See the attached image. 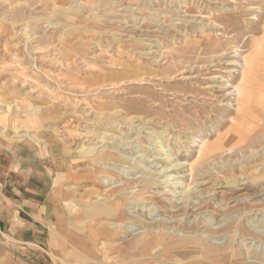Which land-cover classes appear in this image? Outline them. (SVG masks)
<instances>
[{
	"label": "rangeland",
	"instance_id": "rangeland-1",
	"mask_svg": "<svg viewBox=\"0 0 264 264\" xmlns=\"http://www.w3.org/2000/svg\"><path fill=\"white\" fill-rule=\"evenodd\" d=\"M155 1L0 0V264H264L263 196L232 201L245 182L264 193V0ZM156 7L188 35L151 59L128 25L170 33ZM246 56L248 93L227 107L210 85L232 89ZM159 147L198 174L167 212L144 172Z\"/></svg>",
	"mask_w": 264,
	"mask_h": 264
},
{
	"label": "bare ground",
	"instance_id": "bare-ground-1",
	"mask_svg": "<svg viewBox=\"0 0 264 264\" xmlns=\"http://www.w3.org/2000/svg\"><path fill=\"white\" fill-rule=\"evenodd\" d=\"M213 1H215V0H213ZM224 1V0H223ZM228 1V0H227ZM226 1V2H227ZM230 1V0H229ZM80 2V1H79ZM156 2H157V0L155 1V3H153L154 5H156ZM159 2H162V4H164L165 2H166V0H159ZM191 2H194V0L193 1H191ZM81 3V2H80ZM218 3V2H217ZM223 3V2H222ZM225 3V2H224ZM221 4V3H220ZM184 5V4H183ZM21 6V5H20ZM148 7V6H147ZM129 9H131V4L129 3V2H123L121 5H120V10L121 11H128ZM151 10H152V12H164V14L165 15H171V17H172V19H174V22H173V24H172V26L169 28V32L170 33H167V30H168V28H166L165 26H161L160 25V23L159 24H156L155 26H152L151 27V25L149 26V25H147V24H145L144 22H142V23H140V22H137V23H133V24H127L128 25V28H130L131 30H134V31H138L139 33H142V32H147V33H149V34H151V38L150 39H147V40H149L148 42H147V46H146V48H145V51H144V54H148V55H152L151 56V59H153L155 56H153V54L155 53V55H159L158 57H165V56H163L164 55V53H163V51H160V47H162V46H164V45H162V44H159V42L161 41V40H165L166 39V37H170L172 34H173V36L172 37H170L171 39H172V41L174 42V40H179V41H183L184 40V38H186L187 37V35H188V31L187 30H184V26H183V24L185 23V19H184V16H179V15H174L173 13H169V12H167V11H164V10H162L161 8H150ZM162 10V11H161ZM261 11V10H260ZM188 16V15H187ZM201 16V15H200ZM186 17V16H185ZM203 17H205V16H203ZM202 17V19H204ZM187 18V17H186ZM191 18H194V16L193 17H191ZM201 19V18H200ZM187 20H189V19H187ZM195 20V19H194ZM197 20H198V17H197ZM192 21V20H191ZM201 22V21H200ZM193 23V22H192ZM186 24V23H185ZM164 25V24H163ZM186 29H187V27H186ZM190 29V28H189ZM190 31V30H189ZM190 33V32H189ZM168 34V35H167ZM165 35V36H164ZM170 35V36H169ZM194 36H195V32H194ZM35 37V36H34ZM33 37V38H34ZM143 37H145V36H143ZM143 37H140V38H143ZM192 37V36H191ZM37 38V37H36ZM40 38V37H39ZM162 38H165V39H162ZM145 42V41H144ZM158 44H159V46H158ZM155 47V48H154ZM159 47V48H158ZM235 48V47H234ZM163 49V48H162ZM234 50V49H233ZM236 51H237V49H235ZM232 51V50H231ZM236 51H232L233 53H231V62H232V64H237V62H236V59H235V57L237 56V54H239V53H236ZM165 52H167V51H165ZM221 52H223V51H221ZM239 52V51H238ZM157 53V54H156ZM168 53V52H167ZM220 53V52H219ZM100 54H101V52H100ZM99 54V56H101ZM225 54V53H224ZM256 54H258V53H256ZM92 55H94L95 57L98 55V54H92ZM145 55V56H146ZM147 55V56H148ZM169 55V54H168ZM221 55H223V53L221 54ZM226 55V54H225ZM93 56V57H94ZM98 57V56H97ZM150 57V56H149ZM148 57V58H149ZM218 58H219V56H218ZM236 58H238V57H236ZM155 59V58H154ZM165 59V58H164ZM163 59V60H164ZM225 59V58H224ZM221 60H222V58H221ZM155 61V60H154ZM159 61V60H158ZM228 61V60H227ZM230 61V60H229ZM228 61V62H229ZM242 61V60H241ZM157 62V61H156ZM216 62H218V61H216ZM223 62H224V60H223ZM252 60L251 59H249L247 56L246 57H244V61H243V63L241 64V66H242V68H243V70H242V72H241V80L238 82V83H234L235 85H233L232 86V89H230V90H227V88H228V86L230 85L229 84V80H228V78H226V77H228V75H221V77L220 78H217L218 80L213 84V85H210L211 86V88H213V90L216 92V95H214V97H215V99L216 98H218V97H222V103L221 104H223V105H225V106H227V107H234L235 105H238V102H240V100L241 99H245V97H246V95H247V93H248V89H247V87H246V83H243L244 81H245V79H246V76H247V72H246V70L249 68V67H251L252 65ZM162 63V62H161ZM164 63V62H163ZM213 63H215V61L213 62ZM156 64V63H155ZM115 66V65H114ZM217 66V65H216ZM232 66V65H231ZM230 67V66H229ZM241 69V68H240ZM216 70H218V69H216ZM229 71H227V72H225V73H229V72H235L236 70H234V68H233V70L231 69H228ZM181 72V71H180ZM183 72H185V71H183ZM224 72V71H223ZM183 74V73H182ZM237 75H238V72H237ZM158 77H162V76H158ZM215 77V76H214ZM217 77V76H216ZM163 79V78H162ZM167 79V78H166ZM142 81H144L143 80V78L141 79ZM214 80V79H213ZM234 82V81H233ZM229 84V85H228ZM209 85H208V87H210ZM207 87V86H206ZM207 89H209V88H207ZM211 91V90H210ZM211 93V92H210ZM213 94V93H212ZM209 95V94H208ZM211 96V95H210ZM213 96V95H212ZM205 98V97H204ZM211 98V97H210ZM221 99V98H220ZM211 100V99H210ZM214 100V99H213ZM217 101V100H216ZM218 102V101H217ZM226 107V108H227ZM159 124V123H158ZM161 124V123H160ZM159 124V125H160ZM162 124H165V126H168L167 124H166V121H165V123H162ZM170 124V123H169ZM170 126V125H169ZM188 126H190V125H188ZM213 127V126H212ZM215 127V126H214ZM166 128V127H165ZM168 129H169V127H167ZM172 128H173V126H172ZM172 128H170V129H172ZM116 129H118V128H116ZM140 129L142 130V132L145 134V135H147V136H153V131L146 125V124H142V126L140 127ZM174 129V128H173ZM176 130V129H175ZM188 130H189V128H188ZM187 130V131H188ZM218 130V129H217ZM115 131H119V130H115ZM130 132H131V130H129ZM206 131V130H205ZM213 131H215V129H213ZM174 132V131H173ZM207 132V131H206ZM211 132V131H210ZM217 132V131H216ZM133 133V132H132ZM187 133V132H186ZM192 132H188V134H191ZM208 134H209V132H208ZM207 134V135H208ZM109 135V134H108ZM201 135V134H200ZM202 136H203V133H202ZM204 137H205V135H204ZM189 138H192L191 136L189 137ZM189 140V139H188ZM160 142V141H159ZM199 142H201V144L199 143ZM124 143V142H123ZM192 143H194L195 144V146L196 145H199L198 147H199V151H201V152H205V150H206V148H209L207 145H208V142H207V140L206 139H203V138H198L197 136L196 137H194V138H192L191 139V146H192ZM125 144V143H124ZM159 146V145H158ZM161 147V146H160ZM158 148V150L161 152V156L158 158V157H155V159H161L162 161L161 162H157V168L159 169L157 172H154V171H148V169L146 170V171H144V172H148V174L150 175V177H151V179H153L152 181H155V182H153V184L155 185H157L158 186V189L159 190H157L156 192H153V194H155V193H158L159 194V196H158V200H160L161 202H164L165 204L163 205V209L161 210L162 212H167L168 211V207L170 206V205H172V206H179V198H181L182 197V201H184L183 199H184V195L186 194V193H188L189 192V190H185V191H183V192H180L179 190H176V188H174L175 187V185L176 184H178L179 182V179H193V174L194 173H196V169L194 170H192V166H190V163L189 162H180V161H177L174 157H173V153L172 152H169V151H171L170 149H169V151H168V148H164V149H162V148ZM232 150V149H231ZM235 150V149H234ZM151 151V150H150ZM228 151V150H227ZM225 156H226V153H225ZM214 158V157H213ZM222 158V157H221ZM205 162V161H204ZM244 162V161H243ZM161 163V164H160ZM242 163V162H241ZM200 164H203V163H200ZM203 167V166H202ZM178 168H180V169H178ZM198 168V167H197ZM199 171H197V172H199L200 173V170H201V168L200 169H198ZM207 170V169H206ZM194 171V172H193ZM203 172V171H202ZM160 174L161 173V175H157V174ZM197 174V173H196ZM145 175V174H144ZM198 175V174H197ZM198 177V176H197ZM134 178V177H133ZM133 178H129V179H126L125 180V183L127 182V183H131L130 181V179H133ZM195 179V178H194ZM197 179V178H196ZM158 181V182H157ZM185 181V180H184ZM188 181V180H187ZM194 181V180H193ZM240 185V184H239ZM223 187V186H222ZM113 188H115V187H113ZM181 188V187H180ZM234 188V187H233ZM232 188V189H233ZM220 190V189H219ZM227 190V189H226ZM240 191H243V192H241L240 194H234V196H232V197H234L233 198V200L232 201H234L235 203H237V202H241V204L243 203V201L242 200H246L247 199V197H250V198H252V197H254V196H256L257 194L259 195V196H263V199H264V193L263 192H256V193H252L251 192V194H249V193H247L249 190H251V186L250 185H247L246 184V182L245 183H243L242 184V187L240 186V189H239ZM235 191V190H234ZM253 191V190H252ZM227 193V192H226ZM234 193V192H233ZM217 194L219 195V193H212L210 196H208V198H207V200L208 199H210V200H213V199H216L217 198ZM226 195V194H225ZM232 195V194H231ZM227 196H228V193H227ZM229 196H230V194H229ZM229 196H228V198H229ZM187 197V196H186ZM198 197V196H197ZM224 197V196H223ZM220 198H221V195H220ZM224 198H226V196L224 197ZM157 199V198H156ZM204 199V198H203ZM227 199V198H226ZM249 199V198H248ZM260 199V198H259ZM209 200V201H210ZM229 200V199H228ZM250 200V199H249ZM262 200V199H261ZM260 200V202H262ZM214 201V200H213ZM230 201H231V199H230ZM231 201V202H232ZM248 201V200H247ZM195 202V201H194ZM215 202V201H214ZM249 202V201H248ZM182 203V202H181ZM205 203V202H204ZM234 203V204H235ZM250 203V202H249ZM259 203V202H258ZM196 204V203H195ZM232 204V203H231ZM240 204V205H241ZM246 204V203H245ZM193 204H189V206L190 207H195V206H192ZM200 205V204H199ZM228 205V204H227ZM239 205V204H238ZM159 207H161V205H158ZM217 206V205H216ZM229 206V205H228ZM231 206V205H230ZM235 206V205H234ZM243 206H245V205H243ZM250 206V205H249ZM261 206V205H260ZM263 206V205H262ZM236 207H238V206H236ZM162 208V207H161ZM233 208V207H232ZM260 208H262V207H260ZM260 208H258L257 207V209H260ZM263 208H264V206H263ZM264 210V209H263ZM250 211H251V209H250ZM262 211V210H261ZM244 213V212H243ZM240 216V215H239ZM92 222H94V221H92ZM155 222V220L154 221H152V223H154ZM104 223H102L101 222V225H103ZM138 228H134L133 230H132V233L130 234V237L131 238H134L135 236H136V234H138V232H135L136 230H137ZM264 233V232H263ZM130 238V239H131ZM104 243V242H103Z\"/></svg>",
	"mask_w": 264,
	"mask_h": 264
}]
</instances>
